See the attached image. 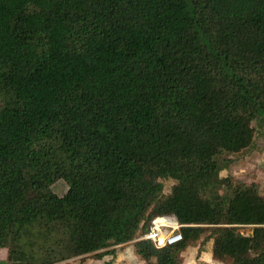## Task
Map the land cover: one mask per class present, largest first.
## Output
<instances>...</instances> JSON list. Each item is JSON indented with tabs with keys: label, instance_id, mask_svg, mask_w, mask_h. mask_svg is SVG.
Listing matches in <instances>:
<instances>
[{
	"label": "trees",
	"instance_id": "obj_1",
	"mask_svg": "<svg viewBox=\"0 0 264 264\" xmlns=\"http://www.w3.org/2000/svg\"><path fill=\"white\" fill-rule=\"evenodd\" d=\"M262 115L264 0H0L2 264H264V192L219 175Z\"/></svg>",
	"mask_w": 264,
	"mask_h": 264
},
{
	"label": "rangeland",
	"instance_id": "obj_2",
	"mask_svg": "<svg viewBox=\"0 0 264 264\" xmlns=\"http://www.w3.org/2000/svg\"><path fill=\"white\" fill-rule=\"evenodd\" d=\"M255 129L253 146L245 152L227 156L228 161L223 165L220 171L221 177H233L244 183H256L260 186L261 192H264V115L252 123ZM163 193L167 194L174 182L172 180H161ZM63 187L56 186V193H62ZM242 234H249L250 227H244L239 230ZM132 244V243H131ZM125 245V244H123ZM195 247V246H194ZM117 249V248H116ZM196 251V249H195ZM193 252L185 254L182 258H193ZM95 258L88 257L85 264H100ZM71 264H81L78 258L71 260Z\"/></svg>",
	"mask_w": 264,
	"mask_h": 264
},
{
	"label": "crops",
	"instance_id": "obj_3",
	"mask_svg": "<svg viewBox=\"0 0 264 264\" xmlns=\"http://www.w3.org/2000/svg\"><path fill=\"white\" fill-rule=\"evenodd\" d=\"M189 252H193L194 254L193 258H182V264H224L223 262H219L213 259L209 250H204L198 253L197 246L195 247L189 246L181 254V256L183 257L185 254ZM6 256H7L6 250L0 248V264L5 262ZM88 257H91V255L85 256L86 258L85 262H87ZM108 260L111 262V264H146L144 261L140 260L136 256L133 242L115 247V252L113 257L109 256L105 258V260H97L96 262H100V264H103L104 261H108Z\"/></svg>",
	"mask_w": 264,
	"mask_h": 264
},
{
	"label": "built area",
	"instance_id": "obj_4",
	"mask_svg": "<svg viewBox=\"0 0 264 264\" xmlns=\"http://www.w3.org/2000/svg\"><path fill=\"white\" fill-rule=\"evenodd\" d=\"M180 227L174 216H156L141 239L150 240L156 248L173 245L182 239Z\"/></svg>",
	"mask_w": 264,
	"mask_h": 264
},
{
	"label": "water",
	"instance_id": "obj_5",
	"mask_svg": "<svg viewBox=\"0 0 264 264\" xmlns=\"http://www.w3.org/2000/svg\"><path fill=\"white\" fill-rule=\"evenodd\" d=\"M252 233V230H251V232H250V234Z\"/></svg>",
	"mask_w": 264,
	"mask_h": 264
}]
</instances>
